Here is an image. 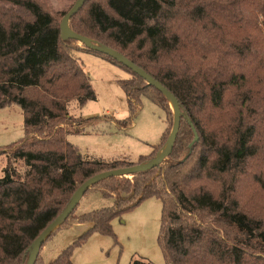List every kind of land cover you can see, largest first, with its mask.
<instances>
[{"label":"trees","instance_id":"obj_1","mask_svg":"<svg viewBox=\"0 0 264 264\" xmlns=\"http://www.w3.org/2000/svg\"><path fill=\"white\" fill-rule=\"evenodd\" d=\"M71 7L57 15L47 0H0V109L19 107L24 125L22 139L0 147L7 162L0 178V264H27L34 241L87 180L156 157L153 149L136 163L87 159L67 141L101 119L68 114L69 103L83 107L95 99L74 52L130 75L122 82L127 121L149 91L173 120L168 99L145 80L61 36ZM68 25L161 84L181 116L161 164L86 191L112 199V206L73 211L57 229L74 223L91 229L49 264H72L73 249L91 233L113 236L112 221L148 198L161 202L157 241L165 264H264V0H86Z\"/></svg>","mask_w":264,"mask_h":264},{"label":"rangeland","instance_id":"obj_2","mask_svg":"<svg viewBox=\"0 0 264 264\" xmlns=\"http://www.w3.org/2000/svg\"><path fill=\"white\" fill-rule=\"evenodd\" d=\"M51 9L60 15L74 0H47ZM88 75L95 99L79 107L68 104V114L74 118H101L81 134H70L67 141L77 147L84 158L103 161L124 160L136 163L140 156L154 150L157 154L166 144L172 129V116L161 104L165 113L156 105L153 93L140 96L131 121L129 104L122 82L130 77L122 69L89 54L74 52ZM173 114L170 102L167 104ZM65 128V126H62ZM24 137L22 111L17 106L0 109V147L8 146ZM5 156L0 157V178L4 176ZM20 172L23 166L15 165ZM112 199H104L96 190L82 196L74 209V216L112 206ZM257 205V204H256ZM161 202L148 198L134 209L123 213L111 223L113 236L93 232L72 252V264H130L142 259L152 264H165L158 245ZM91 229L89 223H74L55 230L44 242L36 264H49L60 253Z\"/></svg>","mask_w":264,"mask_h":264},{"label":"water","instance_id":"obj_3","mask_svg":"<svg viewBox=\"0 0 264 264\" xmlns=\"http://www.w3.org/2000/svg\"><path fill=\"white\" fill-rule=\"evenodd\" d=\"M86 2V0H76L69 10V12L63 17L61 25H60V31L61 36L65 39H72L76 40L80 43H82L84 46H86L89 50L94 51L96 53L103 54L105 56L110 57L117 63L124 66L126 69L130 70L134 74H136L141 79L145 80L148 85L152 86L156 90H158L165 98L168 99L172 106L173 111V124L172 129L170 132V135L168 137V140L163 147V149L157 154L154 160L150 161L146 164H139L135 166H131L128 168L118 169V170H112L108 171L102 174H99L89 180H87L83 185L80 186L78 191L76 192L75 196L69 203V205L65 208V210L49 224V226L40 234V236L34 241L33 243V249L31 251V255L28 259L27 264H35L38 256L39 251L42 247V244L45 242V240L48 238V236L54 232L64 221L68 216L74 211L76 206L78 205L79 201L81 200L82 196L86 193V191L95 183L99 182L100 180H103L105 178L109 177H121V176H131L136 173L144 172L147 170H150L154 167H157L159 164L162 163V161L168 156L170 153L175 139L177 137L179 126H180V110L178 106V102L175 99L174 96H172L161 84H159L157 81H155L152 77L147 75L143 70H141L139 67L131 63L127 58L122 56L117 51L108 48L106 46H97L95 44H92L89 40H87L85 37L73 32L68 25V22L70 18L75 15L83 6V4ZM197 139V137H195Z\"/></svg>","mask_w":264,"mask_h":264}]
</instances>
